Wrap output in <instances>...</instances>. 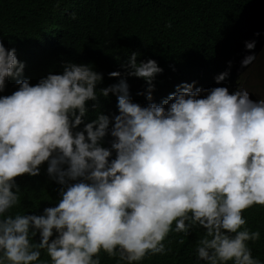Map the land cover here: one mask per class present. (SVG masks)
<instances>
[{
  "label": "clouds",
  "instance_id": "1",
  "mask_svg": "<svg viewBox=\"0 0 264 264\" xmlns=\"http://www.w3.org/2000/svg\"><path fill=\"white\" fill-rule=\"evenodd\" d=\"M258 40L235 47L216 87L181 83L159 104L151 102L153 80L163 69L153 59L137 63L132 52L122 66L147 82L149 103L133 102L121 79L99 90L117 96L111 129L109 116L97 114L81 131L102 74L68 62L31 85L15 48L0 42V92L9 77L18 86L0 96V264H101L102 251L116 264H140L170 251V233L198 227L195 264H264L249 247L260 232L243 215L264 207V99L251 101L240 75ZM109 132L114 139L103 147ZM45 161L62 185L59 202L40 215L11 213L20 203L15 178L38 175Z\"/></svg>",
  "mask_w": 264,
  "mask_h": 264
},
{
  "label": "trees",
  "instance_id": "2",
  "mask_svg": "<svg viewBox=\"0 0 264 264\" xmlns=\"http://www.w3.org/2000/svg\"><path fill=\"white\" fill-rule=\"evenodd\" d=\"M56 3L0 0V42L6 49L15 48L18 61L25 65L22 78L29 79L31 85L49 73L62 74L68 62L89 64L102 74L96 85L97 99L87 102L88 110L76 131L83 130L97 114L109 116L111 129L112 117L119 114L117 96L110 92L104 97L99 90L121 79L128 84L133 102L141 106L149 103L144 94L147 82L128 75L129 69L122 66L132 52L138 54L137 63L153 59L163 69L153 80L151 102L159 104L181 83L195 81L194 88L216 87L213 78L218 68L231 58L235 42L242 39L239 26L251 20L260 6V0H59V7ZM113 71L121 75L109 76ZM17 88L9 77L0 96L10 95ZM206 95L202 93L201 98ZM113 139L110 132L106 133L101 146L110 148ZM115 156L112 150L109 160ZM39 167L36 176L15 178L20 203L11 213L40 215L45 207L59 202L62 185L47 174V161ZM243 215L246 226L260 232V239L249 242V247L253 257L264 262V207L254 205ZM203 232L198 227L187 236L170 233L164 241L170 251L146 257L140 264H195V247ZM55 236L54 232L50 239ZM33 239L38 243L39 233ZM40 259L50 261L43 251ZM100 260L101 264H116L115 258L103 251Z\"/></svg>",
  "mask_w": 264,
  "mask_h": 264
},
{
  "label": "rangeland",
  "instance_id": "3",
  "mask_svg": "<svg viewBox=\"0 0 264 264\" xmlns=\"http://www.w3.org/2000/svg\"><path fill=\"white\" fill-rule=\"evenodd\" d=\"M255 56L256 59L251 63V66L240 75L242 84L247 86L246 91L249 92V99L256 102L259 99H264V40Z\"/></svg>",
  "mask_w": 264,
  "mask_h": 264
},
{
  "label": "water",
  "instance_id": "4",
  "mask_svg": "<svg viewBox=\"0 0 264 264\" xmlns=\"http://www.w3.org/2000/svg\"><path fill=\"white\" fill-rule=\"evenodd\" d=\"M259 5V8L254 12L256 15H254L251 20L248 22L242 21V25L239 26L240 32L243 35L242 39L234 44V46L239 49L241 45L245 47V42L255 41L257 37H259L252 55L256 53L264 40V0H260Z\"/></svg>",
  "mask_w": 264,
  "mask_h": 264
}]
</instances>
